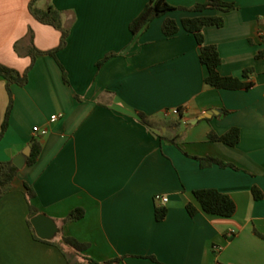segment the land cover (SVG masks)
<instances>
[{
  "label": "crops",
  "instance_id": "obj_1",
  "mask_svg": "<svg viewBox=\"0 0 264 264\" xmlns=\"http://www.w3.org/2000/svg\"><path fill=\"white\" fill-rule=\"evenodd\" d=\"M167 1L192 7L207 0ZM223 1L235 8L203 12L225 21L222 27L204 28L205 42L218 48L221 75L251 81L249 89L208 84L195 36L181 29L166 37L165 17L133 34L130 24L149 0L37 3L60 10L70 27L67 44L57 54L68 82L59 62L41 55L28 83L11 86L13 107L0 141V161L25 154L26 162L14 188L0 198V264H68L57 246L33 236L25 182L34 188L31 202L39 213L58 224L51 240L65 235L88 244L82 253L65 248L71 264H87L83 255L100 262L123 256V264H264V239L255 233L264 234V0ZM30 2L0 0V63L21 72L32 62L25 55L29 30L41 50L57 47L61 38L57 28L31 14ZM193 15L168 14L178 22ZM110 53L115 55L99 68ZM9 101L0 75V129ZM137 111L180 119V127H147ZM55 114L62 116L52 122ZM233 127L240 129L235 146L209 139V133L223 135ZM33 140L42 150L29 165ZM199 157L237 168L203 167ZM254 186L262 191L261 199L254 197ZM202 188L231 195L236 213L190 216L186 204L198 205L193 191ZM159 194L169 199L162 204L168 211L161 221L155 216ZM78 208L85 215L64 223Z\"/></svg>",
  "mask_w": 264,
  "mask_h": 264
},
{
  "label": "trees",
  "instance_id": "obj_2",
  "mask_svg": "<svg viewBox=\"0 0 264 264\" xmlns=\"http://www.w3.org/2000/svg\"><path fill=\"white\" fill-rule=\"evenodd\" d=\"M40 0H31L29 9L31 14L40 22L44 24H49L57 28L61 32L60 43L57 47L50 50H41L34 43V32L29 30L28 33V46L25 55L30 56L32 59L29 67L21 72L17 69L9 67L7 65L0 63V75L7 82V91L9 94V106L6 112L5 120L3 122L2 128L0 129V141L4 137L8 126L9 117L13 107V92L11 86L13 84H18L24 86L28 83L29 73L32 70L35 61L38 56L49 55L58 61L57 54L62 50L66 44L70 33V27H66L63 24L62 12L55 8L53 5L48 6L46 9H42L37 6ZM235 8L233 3H229L223 0H207L204 3H198L192 7H177L171 5L167 0H149L140 15L135 18L130 24V30L133 34L137 35L145 31L150 23L159 17H165L162 25L163 33L166 37H172L179 33L181 29L186 32L192 33L200 48V60L201 63L207 67L208 75L206 77V82L214 87L223 89H249L253 86L251 81H243L242 78L234 76H223L219 71L222 59L219 54L216 45L207 44L205 42L203 30L209 26L222 27L225 23L224 18L221 15H206L203 14L207 10H221L229 11ZM184 10L196 13L193 16H186L178 22L175 18L168 16L172 11ZM17 52L20 55L23 53L20 51L18 44L15 45ZM115 53H110L106 55L101 61L98 62L97 66L100 68L110 57L114 56ZM59 62V61H58ZM60 64V62H59ZM63 70L64 80L68 82L67 72L65 68L60 64ZM252 69H247L243 73V77H247ZM137 115L141 123L150 128H162V127H180V119L171 120L164 118H157L154 116H148L147 114L137 111ZM209 139L212 141H221L230 146H235L240 140V129L233 127L228 130L223 135H218L215 132L209 133ZM172 142L177 143L176 139H171ZM179 146V145H177ZM31 154L27 159L29 165L34 164L42 150V145L38 140H33ZM201 162V166L207 167L217 164L221 167H233L237 168L234 164L225 162L223 160L206 157L198 158ZM19 168L13 161H0V198L10 192L14 188V182L18 176ZM25 196L29 203V216L28 225L33 233L35 239L57 246L63 254L67 257L68 264H71L68 259V252L65 248H72L78 253H82L88 248V244L82 243L71 236L63 235L60 240H47L40 238L31 222V218L39 213L38 209L32 204L31 200L35 197L34 188L28 184L24 183ZM195 199L198 203L188 202L186 204V210L190 216H195L200 211H204L207 214L216 215L220 217H232L237 211V203L233 197L227 193H224L216 188H202L193 191ZM254 197L258 200L263 197L262 191L257 187H253ZM167 207L162 204H157L155 207V216L158 221L163 220L167 215ZM85 215V210L83 208H78L71 211L63 220L64 223L75 221L81 219ZM255 233L264 239V234L255 230ZM84 263L87 264H123L124 257H114L112 259L100 262L89 256H82ZM155 259V258H153Z\"/></svg>",
  "mask_w": 264,
  "mask_h": 264
},
{
  "label": "water",
  "instance_id": "obj_3",
  "mask_svg": "<svg viewBox=\"0 0 264 264\" xmlns=\"http://www.w3.org/2000/svg\"><path fill=\"white\" fill-rule=\"evenodd\" d=\"M30 155V150L28 151ZM18 168H22L26 162V155L21 154L13 160ZM32 225L37 235L42 239L51 240L59 231L56 221L46 214L39 213L31 218Z\"/></svg>",
  "mask_w": 264,
  "mask_h": 264
},
{
  "label": "built area",
  "instance_id": "obj_4",
  "mask_svg": "<svg viewBox=\"0 0 264 264\" xmlns=\"http://www.w3.org/2000/svg\"><path fill=\"white\" fill-rule=\"evenodd\" d=\"M173 113L178 114V113H179V110H178V109H174V110H173ZM61 116H62V115H57V114L52 115V116H51V121H52V122H55V121H57ZM34 130H35V131H38V130H39V127H34ZM46 132H47L46 129H43V130H42V133H43V134H45ZM155 199H156V201L160 202L161 204H166V203L168 202V200H169L168 197L163 196V195H160V194H159V195H156Z\"/></svg>",
  "mask_w": 264,
  "mask_h": 264
},
{
  "label": "rangeland",
  "instance_id": "obj_5",
  "mask_svg": "<svg viewBox=\"0 0 264 264\" xmlns=\"http://www.w3.org/2000/svg\"><path fill=\"white\" fill-rule=\"evenodd\" d=\"M40 1H42V0H40ZM40 1H39V2H40Z\"/></svg>",
  "mask_w": 264,
  "mask_h": 264
}]
</instances>
